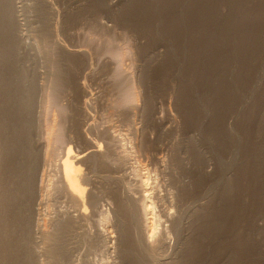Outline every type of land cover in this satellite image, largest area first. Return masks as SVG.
Segmentation results:
<instances>
[{
	"label": "rangeland",
	"instance_id": "374dc122",
	"mask_svg": "<svg viewBox=\"0 0 264 264\" xmlns=\"http://www.w3.org/2000/svg\"><path fill=\"white\" fill-rule=\"evenodd\" d=\"M5 2L11 32L4 28ZM0 5V61L4 55L34 85L31 129L40 150L34 184L35 194L43 195L34 196L32 214L42 208L46 224L74 211L62 194L61 159L69 147L74 155L85 150L91 145L86 138L97 133L105 132L101 143L112 166L127 174L123 194L132 199L135 175L144 172L131 145L140 127L149 140L145 156L160 149L167 164L172 161L183 196L202 199L188 218L180 264H264V0H0ZM202 168L205 179L194 184ZM42 176L45 190L38 187ZM91 226L88 233L105 227ZM102 235L106 238L105 230ZM103 237L70 243L72 249L76 245L75 263L120 264ZM193 245L201 247L194 262ZM46 257L36 263L60 264Z\"/></svg>",
	"mask_w": 264,
	"mask_h": 264
},
{
	"label": "bare ground",
	"instance_id": "6f19581e",
	"mask_svg": "<svg viewBox=\"0 0 264 264\" xmlns=\"http://www.w3.org/2000/svg\"><path fill=\"white\" fill-rule=\"evenodd\" d=\"M2 7L5 9L4 10L5 12H3L2 15L4 18L2 19L6 23L5 24L6 26H4V28L8 29V31L11 32L12 27L14 28V26H12L13 21H11L12 18L9 12L10 9L6 2L4 3V5H2ZM3 8H1L2 11ZM11 37H13L12 34ZM13 40H11V38L7 39V42L9 43L8 45L9 47L12 44ZM5 44L7 43L5 42ZM11 47L13 46L11 45ZM7 52H11V50ZM9 55L11 56L12 54ZM3 59L4 62H2ZM6 59L7 58H5L3 55V58H1L0 61V83H1L0 109L2 108L4 111L2 114L4 121L2 125L4 126L1 136L2 139L0 142V231L3 234L1 235L3 239V243L1 244L0 247L1 249L0 264H38V262L36 263V259L41 256H47L46 258L49 257L52 260L59 261L60 264H77L75 263V260L72 258V257L75 258L74 256L75 254L73 256L71 254V251H73L76 246L74 244L75 245L74 249H72V247L70 246L73 243V241L78 243L77 241L82 240L83 242V240H89L88 238L92 237L93 234L95 236V239H97L96 237L101 238L103 237L102 232H104V230L107 233V236L106 238L103 237V239L105 238V240H108V242L111 243V245L109 244L112 249L111 253L114 254V258L118 259V262L120 264H180L181 256H178V254L179 251L182 250V248L184 247L185 242L188 240L187 237L189 236V234L186 236V232H188L186 228H189L187 227V223L189 221L188 218L189 216H191V213L195 211L194 209L201 204L200 201L202 199L199 196V199L190 200L189 196H183V194H185V192L183 191L184 188L180 187L181 182L177 181L179 179L174 178L175 174L173 175L172 167H170L172 161L170 159L171 162L167 164L169 160L167 161L168 158L164 157V155H166L164 151H163L164 153L163 156L160 155L161 153L160 154L158 153L160 149L159 150L156 149L158 151L152 153L150 157L145 156L146 155L145 152L147 153L149 151V150L146 151L147 150L146 144L149 140L143 135V131L139 130L140 127L139 129L133 132L134 134L132 133L133 134L132 137H134L132 139H134V142L131 145H133L132 149L135 150L134 152H136L137 155L139 154L138 162L142 163V171L144 172L142 174L139 173L135 175L137 177V179H135L136 180L135 183L137 185L134 184L135 185L134 191L130 186L131 191H133V193L130 195L134 194V196H132V199L128 197L130 201H128V198L126 199V197L123 194L124 185L127 182L125 181L124 184V177L127 174L124 172L123 173L125 175L120 174L122 170L118 171L117 169L119 167L118 162H117L118 165L116 164L118 166L117 168L116 167L114 168L112 166L113 164L109 162L107 155L109 154L108 152L110 151L106 150L105 148L106 145L104 146L101 143L102 142L101 138L105 135V132L101 134L91 133L93 134L92 135L93 138L91 137L90 139L86 138L88 139L87 141H90L89 144L91 145H88L87 143L88 146L85 148V150L83 151L81 150L75 155L72 154L73 152L69 149L70 147L67 148V151L64 152L65 156L64 158L61 159V163H60L61 175H62L61 181L63 186L62 194L65 195L67 200L70 201V204L73 205L74 211L70 209L73 213L71 214L70 211V213H68L64 218L63 216L61 217L60 216L61 214L59 213V216L61 218H58L59 216L58 217L56 216L58 219L54 223L55 221L54 220L55 217H54L53 218L54 221L50 220L51 222H53V224H50L49 227H47L48 226L47 223H51V222L47 220L48 222L45 224L44 221L46 219L44 220L43 218H41L42 216L40 217V212L42 208H40L41 209L39 210L40 212L37 211L35 214L34 213L32 214L31 212V208H33L32 200L36 195L35 194L36 186L34 184L35 182L34 180L36 179L35 177H37L35 176V174H36L37 166L40 162V154H39L40 150L34 144L35 140L32 139V129H31L32 128L31 118L33 114L32 109L34 106V104L32 103V98L34 96V85L30 80L28 81L27 76H24V74L26 73H24L23 71H22L23 73L21 71L17 72L19 68L14 66H13L14 68H12L11 67L12 65L10 66V63H12V61L11 62L9 61L7 64ZM10 60H12V58ZM6 65L8 66L7 69H6L7 67ZM59 73L61 74L60 71ZM61 81L62 79L57 82L59 83ZM55 85L57 86V83ZM56 89L57 88H55V90ZM137 138L140 139L138 140ZM57 139L60 138L57 137ZM165 145L166 144H164V146ZM107 149H109V147H107ZM90 159L92 161H90ZM113 159L115 160V162L117 161L116 160L117 158L115 156L113 157ZM87 161H90V163L86 164L85 162ZM82 163H85L86 173H83L84 166H82ZM197 168L198 167H196V170H198ZM203 171L204 170L202 168L201 171H199L198 175H196L197 177H195L194 180H192L194 181V184H199V182L201 183V181L199 180L200 178L203 179V177H200V175L203 174ZM174 173L176 172L174 171ZM179 177L180 176H178V178ZM167 178L169 179V181H167ZM191 185L189 186L191 187ZM38 187H40V189L42 190L48 188V185L46 186L44 185L43 176H42V181L40 182ZM169 187L171 188V191L172 189H174V192L173 191L171 192ZM206 189L207 187H205V190ZM158 190H160V192L162 191V193L160 194ZM186 190H188V188ZM126 191L127 189L125 190V192ZM41 197L38 199V203H36V205L39 204V201H42ZM67 206L70 205L67 204ZM35 208L33 209L35 210ZM206 216H204V219ZM197 217L199 216L197 215ZM218 218L219 217H217V219ZM202 220L203 219H199V221ZM207 220L210 221V219ZM213 221H216V219ZM98 222L104 224L105 227L103 231H99L98 228H95L96 229L95 230L92 227V226L95 227ZM89 224L92 225L91 228H93V231H95L93 234L90 233L91 230H89V233L87 231L88 230L87 226H90ZM206 224L208 225V222ZM214 224L215 223H213V225ZM162 226L163 228H161V230L159 231V228ZM200 227H204V225ZM195 229L197 230L199 229V227L198 228L196 227ZM205 230H207L206 227ZM198 234L200 233L198 232ZM203 236L206 235L205 234L202 235L201 238H203ZM172 239L173 241L176 242V244L175 243L171 244L173 242L171 243L169 242V240L172 241ZM203 240L205 241V239ZM203 242L198 244L196 241L195 243L200 245L203 244ZM199 248L198 246H194L193 248L191 247L192 249L190 253L191 256L189 255V253L185 256L189 255L190 257H193V262H194L195 258L192 255H195L197 252H199L200 250ZM22 250L23 253H21L20 255V252H22ZM169 251H171V253ZM113 263L115 264L116 261L112 262V264Z\"/></svg>",
	"mask_w": 264,
	"mask_h": 264
}]
</instances>
